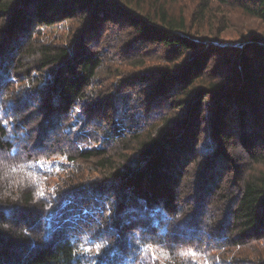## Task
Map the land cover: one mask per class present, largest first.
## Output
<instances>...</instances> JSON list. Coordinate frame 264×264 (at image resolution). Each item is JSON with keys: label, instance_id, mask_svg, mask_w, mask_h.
Instances as JSON below:
<instances>
[{"label": "trees", "instance_id": "16d2710c", "mask_svg": "<svg viewBox=\"0 0 264 264\" xmlns=\"http://www.w3.org/2000/svg\"><path fill=\"white\" fill-rule=\"evenodd\" d=\"M0 264H264V0H0Z\"/></svg>", "mask_w": 264, "mask_h": 264}, {"label": "rangeland", "instance_id": "374dc122", "mask_svg": "<svg viewBox=\"0 0 264 264\" xmlns=\"http://www.w3.org/2000/svg\"><path fill=\"white\" fill-rule=\"evenodd\" d=\"M231 24L228 25L226 30L218 35V38L224 42H238L242 39H248L249 36L253 33H259L263 30V27L257 25V22L251 20H246L241 18L238 14H234L231 18ZM212 34L216 33L219 30H213ZM207 38L211 37L206 35Z\"/></svg>", "mask_w": 264, "mask_h": 264}, {"label": "snow or ice", "instance_id": "6c2138e0", "mask_svg": "<svg viewBox=\"0 0 264 264\" xmlns=\"http://www.w3.org/2000/svg\"><path fill=\"white\" fill-rule=\"evenodd\" d=\"M42 163V161H38L37 164H40ZM99 247L101 246H97V249H99ZM145 249H150L151 246L150 245H144L143 246ZM85 251H91V249H85ZM181 255H184V256H192V257H195L197 254L194 253V252H190V253H181ZM152 256H153V259H156L157 258V254L155 251L152 252Z\"/></svg>", "mask_w": 264, "mask_h": 264}]
</instances>
